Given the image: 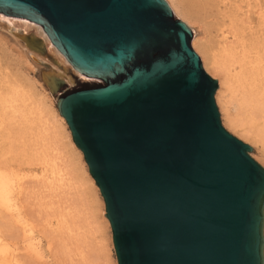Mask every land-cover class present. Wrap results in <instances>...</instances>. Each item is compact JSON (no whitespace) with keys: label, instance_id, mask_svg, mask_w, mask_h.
I'll return each instance as SVG.
<instances>
[{"label":"water","instance_id":"obj_1","mask_svg":"<svg viewBox=\"0 0 264 264\" xmlns=\"http://www.w3.org/2000/svg\"><path fill=\"white\" fill-rule=\"evenodd\" d=\"M0 16L37 25L76 72L73 86L44 85L101 196L116 264H264V168L220 125L216 80L165 0H0ZM26 30L36 46L17 31L21 44L54 64Z\"/></svg>","mask_w":264,"mask_h":264},{"label":"rangeland","instance_id":"obj_2","mask_svg":"<svg viewBox=\"0 0 264 264\" xmlns=\"http://www.w3.org/2000/svg\"><path fill=\"white\" fill-rule=\"evenodd\" d=\"M9 20L0 17V86H3L6 79L16 82L21 86L22 92H26L31 99L26 101L28 108L23 110L20 127L14 126L16 129H13L10 126V137L5 141L0 133V186L4 190L0 191V243L7 248L5 256L11 258L10 261L14 264H86L92 252L97 251L100 238H105L103 242L108 264H116L109 225L103 216L102 199L90 179L82 157L71 144L66 124L59 121L61 116L57 113L54 99L44 85L43 75L53 72L56 76L58 71L40 56L31 55L16 36L17 31L21 33L23 30L19 22L15 21L17 19ZM185 21L197 40L202 39L204 33L200 26L193 21ZM190 47L202 65L199 53L191 45ZM54 55L67 66L70 73L76 74L57 53H53ZM33 59L45 61L48 66ZM47 68L49 72L44 73ZM203 70L205 71L204 68ZM206 73L217 81L216 77ZM65 81L68 82V79ZM68 84L75 85L73 81ZM214 104L220 125L232 136L247 144L250 147L248 155L264 168L260 144L253 143L231 129L221 116L216 101ZM36 107L42 114V122L37 120ZM48 128L56 132L55 139L48 137L50 130L45 135L46 139L43 138L45 129ZM44 153L53 157L59 168L63 169H66L69 157L74 158L71 159L74 168L71 171L67 168L68 179L54 193L38 181L42 176L39 163ZM62 161L64 164L66 161L65 167L64 164L61 165ZM59 216L65 219L62 228ZM48 222L52 225L48 226ZM262 234L264 263V208Z\"/></svg>","mask_w":264,"mask_h":264},{"label":"bare ground","instance_id":"obj_3","mask_svg":"<svg viewBox=\"0 0 264 264\" xmlns=\"http://www.w3.org/2000/svg\"><path fill=\"white\" fill-rule=\"evenodd\" d=\"M166 2L172 14L174 13L184 23H186L185 20H189L200 26L204 33L202 39L197 40L192 32L189 43L199 53L202 61L201 67L203 66L206 72L217 78L218 82L216 81L213 100L215 98L220 114L226 124L242 137L260 144L264 157V0H166ZM2 18L5 20L17 19L15 21H18L22 27L21 29H23L21 33L33 46H36V42L32 36L28 35L26 29L31 28L34 34L39 35L46 46V51L54 59V64L49 63L58 71L56 76L64 80L68 79V82H70L67 77L70 71L61 60H58L59 58L56 55L53 56V53L56 52L37 25L21 18ZM27 25L34 27H28ZM29 52L32 56H40L31 50ZM57 63L59 66H57ZM52 75L53 72L43 75L44 83H51L54 76ZM40 87H42L41 84ZM29 98L31 99L26 92H22L21 86L16 82L6 79L3 86H0V127L2 129L0 133L3 141L8 140L10 137L8 133L10 132V126L13 129H16L14 126L20 127L23 110L28 108L26 101ZM29 103L32 104V102ZM39 111L38 109L36 111L37 120L40 119L41 121L42 114ZM40 121L38 122L40 123ZM59 121L64 122L62 117L59 118ZM42 125L44 124L42 123ZM49 130V128L45 129L44 139H46L45 135ZM18 132L17 130L16 133ZM54 133L56 132L53 129L50 130L48 137L55 139ZM71 144L82 157L80 150L72 141ZM72 158L69 157V161L66 160L68 161L66 169L62 167L61 169L53 157H49L47 153H44L39 163L42 176L40 180H37L54 193L68 179L66 178V175H68L67 168H69V171L74 168ZM62 162L61 165L64 164V161ZM90 179L94 183L91 177ZM37 180L36 182L39 183ZM0 191H4L1 186ZM96 191L100 196L97 187ZM61 219L59 221H61L62 228L65 219H62L63 221ZM47 224L48 226L52 225L49 222ZM104 239L100 238L97 251L92 252V256L86 261V264H108ZM6 253V246L0 243V264H14L10 261L11 258L5 256ZM14 262L16 261L14 260Z\"/></svg>","mask_w":264,"mask_h":264}]
</instances>
